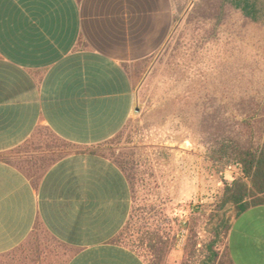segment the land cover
<instances>
[{
    "label": "crops",
    "instance_id": "crops-1",
    "mask_svg": "<svg viewBox=\"0 0 264 264\" xmlns=\"http://www.w3.org/2000/svg\"><path fill=\"white\" fill-rule=\"evenodd\" d=\"M173 29V0H0V256L40 227L68 250L62 264H147L112 241L131 186L93 146L127 124L131 69ZM41 128L76 149L36 179L3 154ZM227 250L233 264H264V203L234 218Z\"/></svg>",
    "mask_w": 264,
    "mask_h": 264
},
{
    "label": "rangeland",
    "instance_id": "rangeland-1",
    "mask_svg": "<svg viewBox=\"0 0 264 264\" xmlns=\"http://www.w3.org/2000/svg\"><path fill=\"white\" fill-rule=\"evenodd\" d=\"M246 1L173 0L169 39L131 69L133 115L93 146L129 180L132 210L119 241L147 261L151 233L170 242L165 264L226 259L236 210L224 188L243 175L242 152L264 145V9L247 14ZM74 149L41 128L3 157L36 178ZM67 252L39 227L0 264H62Z\"/></svg>",
    "mask_w": 264,
    "mask_h": 264
},
{
    "label": "trees",
    "instance_id": "trees-1",
    "mask_svg": "<svg viewBox=\"0 0 264 264\" xmlns=\"http://www.w3.org/2000/svg\"><path fill=\"white\" fill-rule=\"evenodd\" d=\"M249 1L250 3L248 1L245 2V9L247 14H248L247 6L251 7L253 9V12L257 11V7L258 9L260 8L264 9L263 7L264 0H249ZM60 140L66 144L73 145L70 142H66L62 139ZM58 158L51 160L45 166L41 167V170L38 172L36 178H40L46 172L48 167ZM5 160L8 161L7 159ZM238 163L241 166V171L243 175L237 176L230 185H226L224 188V194L226 196L225 202L235 207L236 212L234 218H236L238 215H240L249 207L264 203V145L262 149L258 152L252 151L250 149L244 150L242 152V156L238 160ZM118 166L122 169L120 165ZM245 178L247 180H245ZM129 219L127 220V223L125 224L123 229L119 232V234H117L113 238L112 240L113 242L121 244V242L119 241L120 234L127 226ZM231 224L232 222L228 225L229 228L231 227ZM146 243L150 256V258L147 261V264H165L164 262L170 248L169 247L170 242H168L167 239H164V237L158 233H151L149 236H147ZM128 248L139 254L133 248L130 247ZM225 257L226 259L222 260L220 264H233L229 256L228 250H227V256ZM215 258L216 257H214L213 254H211L210 256H208L205 263L211 262L212 260H215Z\"/></svg>",
    "mask_w": 264,
    "mask_h": 264
}]
</instances>
